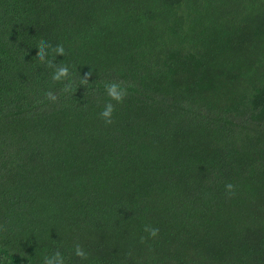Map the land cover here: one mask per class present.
Listing matches in <instances>:
<instances>
[{
  "label": "trees",
  "instance_id": "obj_1",
  "mask_svg": "<svg viewBox=\"0 0 264 264\" xmlns=\"http://www.w3.org/2000/svg\"><path fill=\"white\" fill-rule=\"evenodd\" d=\"M49 260L264 264V0H0V264Z\"/></svg>",
  "mask_w": 264,
  "mask_h": 264
},
{
  "label": "clouds",
  "instance_id": "obj_2",
  "mask_svg": "<svg viewBox=\"0 0 264 264\" xmlns=\"http://www.w3.org/2000/svg\"><path fill=\"white\" fill-rule=\"evenodd\" d=\"M43 42L44 41L40 42V44L38 46L39 47V51L37 53V55H38V57H39V59L41 61L43 60V48L41 46ZM54 51L59 53V54H63L64 53V48H63L62 45L61 46H57L54 49ZM49 66H51V62H49ZM67 74H68L67 67H63L61 69V71H60V74L53 76V79L54 80H60L61 76H67ZM88 75H89L88 73L85 74L86 77ZM82 82H86V80L82 81ZM105 89H106L108 95L112 99L116 100L117 102H122L123 97H124V92L119 90V85H117L115 83L106 84L105 85ZM47 95H48L49 99H52V100L56 99V97L54 95H52L51 93H48ZM114 111H115L114 105L111 102H109V103H107L105 105L104 110L100 113V116L105 120L106 124L112 123L111 117H112V114H113ZM226 188L228 190H231L233 188V186L231 184H228V185H226ZM145 231H150V235L153 236V237L156 236L157 233H158V229H155V228L150 229V230L148 228H146ZM56 254L60 255L58 252ZM76 254L79 255V256H84V253L79 249V247H77V253ZM48 264H51L50 260H49Z\"/></svg>",
  "mask_w": 264,
  "mask_h": 264
}]
</instances>
